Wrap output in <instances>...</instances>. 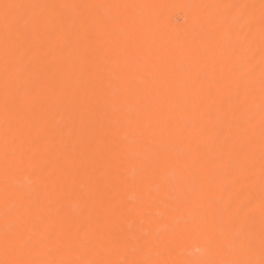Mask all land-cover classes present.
<instances>
[{
	"label": "bare ground",
	"instance_id": "obj_1",
	"mask_svg": "<svg viewBox=\"0 0 264 264\" xmlns=\"http://www.w3.org/2000/svg\"><path fill=\"white\" fill-rule=\"evenodd\" d=\"M17 2L132 6L82 10V17H115L116 23L107 26L86 30L81 17L66 21L59 33L42 28L38 43L30 28L12 37L22 50H34L37 56L20 80L24 87L27 78L35 97L14 117L24 147L35 154L43 177L39 193L28 197L29 188L24 187L28 223L36 234L55 229L71 236L87 221L86 239L99 252L98 258L139 259L132 249L141 235L143 217L160 212L153 203L159 183L141 178L158 156L175 155L181 149L193 159L209 162L215 207L226 212L243 209L239 238L245 243L251 240L247 258L256 262L264 258L259 178L253 190L231 168L211 163L226 162L229 153H235L237 80L251 66L258 109L261 64L258 24L250 45L247 30L228 24L230 13L211 5L255 4L258 19L260 0H0V4ZM218 25L228 30V38ZM185 66L191 75L182 71ZM239 91L242 95V88ZM86 93L90 104L85 116L81 101ZM161 103L180 105L172 114L173 126L157 122ZM130 117L139 120L138 129L128 127ZM5 123L0 103V141ZM259 154L257 124V171ZM249 201L253 213L245 219ZM5 227L15 231L17 224L13 219L6 225L0 214V234ZM151 240L153 259L180 262L207 254L203 231L195 224L180 233L154 224ZM46 258L60 255L52 251Z\"/></svg>",
	"mask_w": 264,
	"mask_h": 264
},
{
	"label": "snow or ice",
	"instance_id": "obj_2",
	"mask_svg": "<svg viewBox=\"0 0 264 264\" xmlns=\"http://www.w3.org/2000/svg\"><path fill=\"white\" fill-rule=\"evenodd\" d=\"M104 7H132L131 5H102V4H36L30 2L0 4V33L3 34V65L0 68V103L5 114V128L0 141V183L3 194L0 196V214L7 225L13 219L17 224L15 231L7 227L0 234V252L3 259L0 264H264V258L259 262L247 258L251 251V240L244 242L239 238V232L244 227L241 220L243 209L235 207L231 211L215 207L212 196V175L207 160L191 158L187 150L178 149L177 154L158 156L147 166L144 180L159 183V193L153 203L160 209L155 215H145L142 222L141 235L136 239L133 252L139 259H110L98 258L99 252L95 246L87 242L89 225L87 221L79 224L77 233L66 235L63 231L47 229L36 234V229L28 223L30 208L25 204L24 187L29 188L28 197L39 193L43 177L39 167L34 163L35 154L30 155L24 147L18 131V121L14 117L29 107L35 97L34 90L21 87L22 75L36 61V51L22 50L12 39L20 36L24 29H31L34 42L42 28H51L61 32L68 20L75 22L82 17V10L99 9ZM193 7H200L194 5ZM209 7V6H205ZM211 7L221 8L230 13L228 24H238L241 31L247 30L251 45L255 36V28L259 26L261 43L260 64V100L258 109L254 101V82L251 66L246 76L237 80L238 103L234 109L235 153H229L228 161H212L217 168H231L236 178L243 176L249 187L255 189L257 177L260 184V215L262 221L261 252L264 257V0H260L259 17L257 19L255 4L232 3L217 4ZM55 18V24L52 19ZM116 23L115 17H97L89 15L82 17L81 26L86 30L98 26ZM217 30L228 38L229 32L222 25ZM195 44L196 41L194 40ZM23 64V69L21 68ZM182 71L191 75V69L185 66ZM196 81H193L195 86ZM242 88V95L240 89ZM90 97L86 93L81 101L82 112L86 116ZM180 110L179 104L161 103L156 110L158 123L173 126L176 121L173 113ZM257 111L259 119L257 121ZM259 127L260 154L255 158L256 129ZM139 120H128L132 130L139 128ZM135 154H133L134 156ZM137 166L140 162L135 160ZM245 219L251 216L253 209L251 201L246 206ZM163 223L178 233L183 232L188 224H195L203 231L207 254L204 258L190 259L180 262H169L151 257L152 227ZM81 249L80 251H75ZM56 252L59 259H48L49 252Z\"/></svg>",
	"mask_w": 264,
	"mask_h": 264
}]
</instances>
